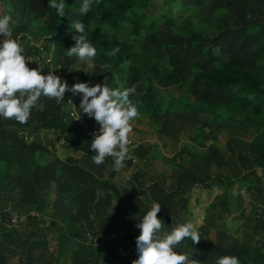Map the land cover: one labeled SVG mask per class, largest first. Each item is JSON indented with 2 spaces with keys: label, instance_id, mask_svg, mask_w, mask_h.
<instances>
[{
  "label": "rangeland",
  "instance_id": "374dc122",
  "mask_svg": "<svg viewBox=\"0 0 264 264\" xmlns=\"http://www.w3.org/2000/svg\"><path fill=\"white\" fill-rule=\"evenodd\" d=\"M147 2L148 6L143 12L152 17L147 21L151 32L150 43L161 52L166 75L173 79V83L167 85L158 80L154 81L158 89L157 97L160 99L154 107H147L139 102L140 115L130 121L132 130L129 133L131 143L128 148L132 158L126 159L121 169L125 172L124 177L128 181L129 177L132 178L138 175L137 172L143 171L145 178L149 180L153 178L154 172L158 171L159 174L165 175L164 171H167L169 189L177 191L181 187L189 189L195 184H198L199 189L207 188L204 205L211 202L200 209L201 216L197 218L196 223L199 225L206 220L208 233L200 237L222 241L238 230L241 232L237 234L239 239L236 245L240 246L246 241L257 242L256 239L261 237L258 235H262L264 230L259 229L264 225V167L257 164V159L264 157V153L254 145L253 137L264 128V115L254 118L238 110L231 103L230 96L213 90L211 93L222 104L216 112L207 108L174 109L168 106V99L174 97L176 102L170 105L182 108L183 101L189 96L195 98L204 94L206 88L201 80L193 75V68L187 63L197 68L214 70L217 59L213 55L221 54L232 64L252 66L264 73V0H195L194 2L197 3L194 8L198 10V14L191 16L194 9L192 8L186 11L184 16H177L176 21L171 25H166L159 16L166 8L165 1L147 0ZM48 4L49 0H0V12L4 14L11 12L16 21L13 38L24 47L26 60L31 57L27 62L29 67L36 68L41 64L45 75L54 72L66 80L69 86L77 82H88L92 86L96 83L102 84L106 80L110 88L123 89L135 86L137 92L140 90L137 73L116 75L112 73L111 66L107 67V63L81 61L77 57H69L67 50L57 54L54 42L50 40L52 36L45 34L41 29V26L51 21H58ZM65 5L66 17L77 19V12L70 5V0H65ZM155 17L158 21L156 25H152ZM142 33V29L135 28L134 34ZM193 34L216 37V40L211 45L206 39H193L191 44L187 43V39ZM45 48L49 51V60H45ZM208 48H212L213 55L207 53ZM192 85H196L198 89L191 92ZM68 98H71L72 103L69 100L67 102ZM130 99L138 100L134 95H131ZM81 100L82 95L67 91L65 101L60 105L63 107L69 105L62 111L65 116H69L68 124L77 122L82 128L87 129L85 124L89 121L83 116V110L80 108ZM53 123L61 122H52V126L59 133V126H54ZM120 180L122 185L121 177ZM194 189L197 191L198 188L193 187L191 190ZM232 189L237 196L234 197V202L232 200L230 202L235 204H230L231 208L235 209L233 210L235 216L230 219L231 210L227 198ZM215 194L218 197L216 200L213 198ZM185 195L188 197L187 194ZM127 201L130 203L131 200ZM202 202L201 196L198 195V203L202 204ZM177 206L179 207L180 204ZM42 207L44 212L49 211L48 202ZM149 208L150 206L145 204H141L140 209L138 205L135 208V204H128L126 209L122 210L123 213L121 211L119 218L114 215L115 220L127 218V223L123 225L125 228L118 231L121 236L115 245L112 242L118 240L114 238L108 240L112 235H106L105 255H103L104 249L103 251L97 249L100 246L90 248L85 246V243H80L79 249L73 247L70 252L61 256L49 252L47 258L42 257L41 263L55 264L61 260V264H75L72 257L80 250L87 252L92 250L95 253L94 264H102L98 263L99 260L105 262L107 254L112 260L122 261L123 257L118 256L114 246L122 245L125 241L136 244L134 239L140 232L136 225L143 218L137 210L139 209V212L142 210L145 214ZM49 220L47 216L39 222L45 232L48 230ZM237 221L238 225L235 224ZM34 223L37 224L36 221ZM60 223L63 224L64 221H59L58 225H61ZM245 223L247 224L242 226ZM0 226L4 234L13 230L20 231L26 227L23 222L17 227H10L4 221H1ZM232 227H236L237 230ZM33 228V224H30L23 230V234L34 236L35 234L30 232L34 231ZM255 232L259 234H255L252 238L248 236ZM85 233L89 242L93 241L96 235H100L99 231ZM25 238L28 244L33 242V237ZM6 245V242H3L0 247V264H10L12 261L16 264L19 258L26 257L23 251L9 254ZM177 250L182 251L180 248ZM231 250L233 247L228 246V251ZM35 260L34 258L33 261ZM88 264L93 263L88 262Z\"/></svg>",
  "mask_w": 264,
  "mask_h": 264
},
{
  "label": "crops",
  "instance_id": "0c3cea01",
  "mask_svg": "<svg viewBox=\"0 0 264 264\" xmlns=\"http://www.w3.org/2000/svg\"><path fill=\"white\" fill-rule=\"evenodd\" d=\"M194 1L182 0L181 2L194 3ZM0 14L4 13L0 12ZM3 39L4 37L0 36V40ZM98 61L101 60H93V62ZM107 67H109L108 64ZM68 100L71 98H68L67 102ZM68 106L66 104V107H63L57 104L55 99L41 96L37 106L31 110L26 124L0 117V225L1 221L13 211L24 213L34 209L39 213V217H31L23 229L30 226V221H36L37 224H33L34 231H30L36 236L24 235L21 229L4 234L0 228V247L3 242H6L9 254L23 251V255L26 256L23 259L19 258L16 264H42V257L47 258L49 252L61 256L70 252L73 247L78 248L80 243L93 248L94 243L87 241L85 237L86 231L87 233L99 231L100 234L105 232L106 235L111 234L117 240L120 239L121 235L118 231L127 223V218L115 220L114 215L119 218L121 211L126 209L128 204H135V208L138 205L139 209L141 204L149 205L147 203L149 194L152 200L161 204L162 210L158 213V217L163 220L162 232L169 233L174 223L191 221L200 236L208 233L206 220L199 225L196 223L197 218L201 216L200 209L211 202L204 205L207 188L199 189L198 184H195L189 189L184 187L178 191L169 189L167 171H164L165 175L156 171L153 173V178L149 180L145 178L143 171H139L138 175L129 177L126 181L124 171L117 172L112 169L113 157L110 164L96 165L84 152L75 151L52 126L53 121L70 125L67 122L69 116L62 113ZM193 187H197V191L196 189L192 191ZM216 194L213 196L215 200L218 199ZM198 195L203 200L202 204L198 203ZM235 196L237 194L232 189L227 198L231 210L230 219L235 216L233 211L235 209L230 205L233 204ZM127 200H131L130 203ZM231 200L232 203H230ZM45 202H48L49 211L44 212L42 205ZM220 202L224 201L220 200ZM178 204H180L179 207ZM139 209H136L137 212L144 215L142 210L139 212ZM47 216L50 220L47 225L48 230L45 232L39 222ZM59 221L64 223L58 225ZM235 224L238 225V221ZM69 228L78 230L79 235H70ZM232 228L237 230L236 227ZM259 229H264V225ZM240 232L237 230L222 241L200 237V242L195 244L190 239H185L177 248L182 250L179 251L181 254H186L190 259L199 260V264H216L218 257L223 255H235L239 258L240 264H243V259L236 253V248L239 246L235 244L238 243L237 234ZM257 233L259 234L255 232L248 236L252 238ZM263 234L264 230L262 235H258L261 237L256 239L257 242L246 241L241 245H256L264 252ZM25 237H33V242L28 244ZM134 240L136 242V238ZM228 242L231 244L229 245ZM228 246L233 247V250L228 251ZM97 249L102 251L104 249L103 255L107 252L104 245ZM31 257L32 260H30ZM34 258L35 261H33ZM94 258L95 253L92 250L89 252L80 250L72 257V261L75 264H88V262L94 264ZM59 263L61 264V260L55 264ZM98 263L127 264L124 260H112L108 254L105 262L99 260ZM10 264H14V261Z\"/></svg>",
  "mask_w": 264,
  "mask_h": 264
},
{
  "label": "trees",
  "instance_id": "16d2710c",
  "mask_svg": "<svg viewBox=\"0 0 264 264\" xmlns=\"http://www.w3.org/2000/svg\"><path fill=\"white\" fill-rule=\"evenodd\" d=\"M163 1H165L166 8L159 16L163 18L166 25L174 23L177 16H184V13L192 10L196 4V2L183 3L180 0ZM82 2V0H70V5L77 12V19L73 20L66 16L60 18L56 10L52 9V14L58 21H51L41 26L42 32L52 35L56 53L62 54L75 44L72 39L75 34L72 24L77 21L83 22L85 34L89 36V41L97 49L96 56L90 60H101L107 63L111 66L112 73L116 75L139 74L140 90L134 96L144 106L154 107L155 103L160 100L157 97L158 89L154 81L158 80L169 85L173 83V79L166 75L161 52L150 43L151 32L147 21L152 17L143 12L148 6L147 0H92L91 10L86 16H81L78 12ZM176 4H178L177 7ZM193 14H198V10L194 8L191 16ZM186 18L191 20L188 16ZM157 21L156 17L153 18L152 25H156ZM135 28L142 29L143 33L134 34ZM215 38L193 34L187 39V43L191 44L193 39H206L211 45L216 40ZM117 47L119 51L114 55L110 54ZM211 49H207L209 55H213ZM213 56L217 59L214 70L197 68L187 63L193 68V75L201 80L207 91L195 98L189 96L186 101H183L182 108L170 105L176 102L174 97H170L168 106L178 110L207 108L216 112L222 104L211 93L213 90L230 96L231 103L238 110L254 118L264 115V73L252 66L232 64L221 54ZM197 89L196 85L190 87L191 92ZM83 116L88 121H95L84 112ZM53 125L59 126L60 135L75 151H82L92 159L95 154L91 150L92 140L79 123L76 122L70 126L64 123H53ZM253 143L264 153V128L253 137ZM111 162L112 157H106L104 163L110 164ZM257 164L264 167V157L258 158ZM29 224H34V221H30ZM68 232L73 236H78L80 233L73 228H69ZM236 253L243 259V264H264V252L259 246L243 244L236 248Z\"/></svg>",
  "mask_w": 264,
  "mask_h": 264
},
{
  "label": "clouds",
  "instance_id": "9594fccd",
  "mask_svg": "<svg viewBox=\"0 0 264 264\" xmlns=\"http://www.w3.org/2000/svg\"><path fill=\"white\" fill-rule=\"evenodd\" d=\"M91 5L92 0H83L78 8L79 14L86 16ZM48 7L55 9L60 18L66 16L65 0H49ZM15 26L16 21L11 12L0 14V36L4 37L0 40V117L26 124L41 96L55 99L57 104H61L65 101L67 91L82 95L80 108L99 125L92 134L91 150L95 153L92 160L100 165L106 157H113V170L119 172L125 160L132 158L128 148L132 130L130 121L140 115L139 101L130 99L131 95L137 94L136 87L110 88L106 80L92 86L88 82L69 86L66 80L54 72L45 75L41 64L36 68L29 67L24 47L13 38ZM72 27L75 30L72 36L75 44L67 49V55L85 62L94 58L97 49L85 34L84 23L77 21ZM118 51L117 47L110 54L114 55ZM69 102L72 103L71 100ZM147 203L150 208L136 225L140 229V235L136 237L138 258L132 264H199V260L190 259L176 250L185 239L195 244L200 242L196 226L191 221L177 222L169 233H164L163 220L158 217L162 210L161 204L152 200L150 194ZM216 264L240 262L235 255H223L218 257Z\"/></svg>",
  "mask_w": 264,
  "mask_h": 264
},
{
  "label": "built area",
  "instance_id": "2783aa9c",
  "mask_svg": "<svg viewBox=\"0 0 264 264\" xmlns=\"http://www.w3.org/2000/svg\"><path fill=\"white\" fill-rule=\"evenodd\" d=\"M46 58L45 60H49L50 59V54H49V51L48 49H46ZM31 57L29 56L27 60H30ZM88 121V120H86ZM85 128H83L84 132L89 135L90 139H94L93 137V132L98 130L99 128V125L96 123V121H89L85 124ZM131 143V139L129 138V144ZM128 144V145H129ZM33 216H37L39 217V213L32 209V210H28L27 212H24V213H20V212H16V211H13V212H10L8 214V216L6 218H4V223H6L7 226H10V227H17L19 226V224L21 222L23 223H27L28 220H29V217H33ZM109 236V235H108ZM111 238H114L116 239L115 236H109L108 237V240H110ZM107 238H106V234H100V235H96L94 237V240L93 241H90L91 243L93 242L95 246H101V245H104L105 241ZM114 245L118 242H112ZM136 247L137 245L133 242H127L125 241L122 245H118V246H114V251L118 253V256L119 257H123V260L127 263V264H132V261L136 258H138V254H137V251H136ZM121 254V255H120ZM121 257V258H122Z\"/></svg>",
  "mask_w": 264,
  "mask_h": 264
}]
</instances>
